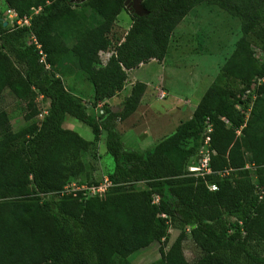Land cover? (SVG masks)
<instances>
[{
  "label": "trees",
  "instance_id": "16d2710c",
  "mask_svg": "<svg viewBox=\"0 0 264 264\" xmlns=\"http://www.w3.org/2000/svg\"><path fill=\"white\" fill-rule=\"evenodd\" d=\"M125 1L4 0L28 25L11 26L0 17V98L13 91L26 100L32 110L28 120L37 115V96L49 107L41 122L17 132L0 112V264H131L130 255L155 242L160 259L153 264H264V198L256 194L264 187V96L253 99L264 83L246 94L248 81L238 96L212 85L189 120L142 152L126 149L117 130L139 105L140 82L117 112L104 103L101 112L90 114L57 75V64L71 53L94 87L96 107L123 90L126 71L164 59L173 30L201 0H143L145 14L131 16L125 41L100 66L99 53L109 48L107 34ZM213 1L240 16L243 35H253L264 52V0ZM76 7L89 8L96 24L90 26ZM67 33L71 48L64 42ZM246 47L240 39L224 67L226 75L243 71L238 60ZM254 75L263 80L264 65ZM67 116L87 125L93 140L64 129ZM206 122L216 152L206 180L217 185L214 192L201 178L189 176L185 166L195 148L184 145L201 141ZM102 137L114 161L106 176L109 187L90 197L83 192L58 196L75 180L100 184L78 178L85 171L82 153ZM245 151L256 167V182L244 169ZM139 183L143 189H136ZM169 229L179 234L166 249ZM188 238L201 253L193 263L183 251Z\"/></svg>",
  "mask_w": 264,
  "mask_h": 264
},
{
  "label": "rangeland",
  "instance_id": "374dc122",
  "mask_svg": "<svg viewBox=\"0 0 264 264\" xmlns=\"http://www.w3.org/2000/svg\"><path fill=\"white\" fill-rule=\"evenodd\" d=\"M9 10L4 0H0V17L11 26L18 24V20L8 12ZM35 10L37 9H33L34 12ZM75 11L85 14L90 26L96 24L98 17L89 8L81 10L76 7ZM144 14V10L136 12L130 2L124 3V10L117 16L107 34L110 46L105 52L99 53L100 66H105L125 41L132 23L131 16ZM242 22L240 16L219 7L213 0H201L173 30L164 59L160 62L151 60L126 71L127 80L123 90L112 98L96 102V107L92 106L94 87L88 76L78 68L77 60L71 53L57 64V75L69 92L83 100L90 114L101 112L104 103L116 108L117 112L122 101L131 94L134 83L140 82L143 92L139 105L131 116L117 124V130L126 149L143 152L152 149L159 140L173 134L182 122L189 120L212 85L218 84L222 88H228L238 96V92L248 81H251V88L246 94L257 91V87L264 83V80H258L254 75V71L264 65L262 45L253 35H243ZM66 35L65 45L71 48L73 40L70 34ZM242 38L247 44L244 58L242 56L238 60L243 71L237 76L226 75L224 67ZM11 59L14 61L12 56ZM263 96L264 91L259 90L255 92L253 99L258 100ZM34 104L37 115L28 120L26 116L31 114L32 110L27 107L26 100L18 97L13 91L3 92L0 98V112H6L13 132L27 127L32 122H41L49 102L37 96ZM63 128L76 132L87 141L93 140L91 129L70 116H67ZM239 135L240 132H237L236 136ZM199 145L200 140H190L184 145L185 149L195 148L186 162L187 169L198 165ZM212 154L215 155L216 152L213 150ZM243 154L244 169L249 171L252 180L256 182L258 174L255 165L250 161V154L247 151ZM81 157L85 171L78 178L79 181L103 184L107 174L114 167L113 158L106 151L105 139L102 137L98 142H94ZM135 187L140 190L144 185L139 183ZM178 234L177 230L169 229L170 238L166 249ZM158 250L159 243L155 242L148 248L130 255L128 261L131 264H153L160 259ZM254 250L260 252L257 248ZM183 251L190 263L201 254L190 238L183 243Z\"/></svg>",
  "mask_w": 264,
  "mask_h": 264
},
{
  "label": "built area",
  "instance_id": "2783aa9c",
  "mask_svg": "<svg viewBox=\"0 0 264 264\" xmlns=\"http://www.w3.org/2000/svg\"><path fill=\"white\" fill-rule=\"evenodd\" d=\"M8 12L12 13L16 20H18V25H28V20H19L16 13L13 10H9ZM264 80V79H263ZM206 126L204 128V131L201 135V141L199 146V160L197 166H191L187 169V173L189 176L195 177V178H201L205 184L207 185L208 189L212 192L217 191L218 187L214 183H208L206 180V176H210L213 174L211 167H210V160H211V138L210 134L212 132L211 125L206 122ZM226 124H229L226 121ZM228 172L219 173L220 177H224L227 175ZM109 182L107 179L103 181V184H99L98 186H88L86 184H81L77 181H73L66 186H64L63 190L60 191L57 195L60 197H63L65 195L72 194L74 197L77 196L79 192H83L84 196L90 197L95 195H101L103 194L106 189L109 187ZM259 200H262L264 198V187L259 186L257 187V192Z\"/></svg>",
  "mask_w": 264,
  "mask_h": 264
},
{
  "label": "water",
  "instance_id": "95a60500",
  "mask_svg": "<svg viewBox=\"0 0 264 264\" xmlns=\"http://www.w3.org/2000/svg\"><path fill=\"white\" fill-rule=\"evenodd\" d=\"M142 1L143 0H126L125 2H130L132 8L136 12H139V11H142L143 10V8H142ZM4 25H6V23ZM112 111L113 112H116V108H113Z\"/></svg>",
  "mask_w": 264,
  "mask_h": 264
}]
</instances>
